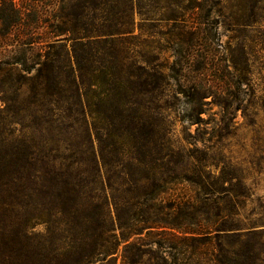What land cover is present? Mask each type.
<instances>
[{
    "label": "trees",
    "instance_id": "obj_1",
    "mask_svg": "<svg viewBox=\"0 0 264 264\" xmlns=\"http://www.w3.org/2000/svg\"><path fill=\"white\" fill-rule=\"evenodd\" d=\"M29 1L0 0V73H23L32 117L71 103L100 131L110 123L121 129L95 139L32 132L3 141L0 184L18 177L33 187L26 204L0 198V264H143L146 254L150 264H264V241L253 239H262L264 216L236 219L250 198L242 168L221 166L207 152L190 162L170 136L174 123L165 112L174 103L165 91L174 86L185 117L206 125L205 107L216 99L231 114L236 100L239 108L245 101L242 85L251 84L233 56L219 63L195 52L210 45L199 12L119 0H46L36 9ZM252 2L248 24L258 26L264 50V0ZM234 20L246 25L243 15ZM180 24L189 36L177 42L189 50L171 73L159 72L154 30ZM233 118L210 131L228 135ZM17 207L24 216L7 214Z\"/></svg>",
    "mask_w": 264,
    "mask_h": 264
},
{
    "label": "rangeland",
    "instance_id": "obj_2",
    "mask_svg": "<svg viewBox=\"0 0 264 264\" xmlns=\"http://www.w3.org/2000/svg\"><path fill=\"white\" fill-rule=\"evenodd\" d=\"M55 1L51 3L54 5ZM47 2L49 1H29L36 9L43 8ZM108 3L113 4L111 1ZM103 4H105L104 1ZM117 4H128L147 9H196L194 13L199 12L198 21L202 18L203 28L209 35L210 45L197 47L195 52L200 55L209 52L216 57L218 62L221 58L227 60L229 56H233L234 60L242 63L239 64L240 68H245L246 72L249 69L248 77L251 78V84L242 85V98L245 101L239 108V101L236 100L234 106L238 109L233 111L231 108V114L226 113L215 99L214 104L205 107L206 113L201 115L209 124L192 125L188 117H185L188 113H185L186 109L183 108L184 103L181 97H176L178 100L173 97L175 92L173 86L171 93L165 91L167 94L165 99L169 100V103H174L173 108L165 112V115L168 114L170 121L174 123L170 133L172 142L189 156L190 162L194 161L196 156L203 158L207 152V156L218 160L221 166L223 165L221 161H223L227 167L229 163H232L242 168L244 181L251 188L250 198L245 201V204L240 203L237 206L239 215L236 219L256 221L260 216H264V50L261 45L256 44V35L259 34L257 33L258 26L248 24L250 21L248 13L253 4L252 0H119ZM238 15L244 16L246 25H238L235 22L234 18ZM178 26L177 28L158 27L154 30L152 67L159 72L171 73V67L175 66L176 60L186 55L189 50L190 46H183L177 42L179 35L185 38L189 36L188 27H185V24ZM245 57L250 58L248 64L243 63ZM217 61H215L216 67H218ZM222 66L223 62L220 64V67ZM21 74L23 73H6L5 71L0 73L1 149L5 147L3 141H8L11 135L26 136L33 132L38 135H59L75 139L91 134L95 139L100 132L113 133L121 129V124L111 125L110 123L107 130L100 131L94 127L91 118H82L77 114L75 105L71 103L65 104V107L61 109L52 107L50 111L38 113L35 116L38 120L33 121L35 117L31 115L37 109L33 107L34 105H30V86L28 82L20 78ZM253 91L256 92L254 96ZM212 100L213 98L208 99V101ZM244 105H247L246 110L243 109ZM226 117H234L235 124L230 133L222 136L212 133L210 129L217 127L219 120ZM32 124L35 126L30 128ZM32 187L33 185L24 179L13 177L8 185L0 184V198L26 204ZM42 197L43 195L40 194V199ZM25 213V209L20 207L9 208L7 211V214L13 216H24ZM43 228L41 226L38 229ZM259 229L264 232V226ZM253 239L254 242L264 241V233L262 239L261 235L260 237L256 235ZM258 247L261 250V246L258 245ZM260 256L264 258V252ZM142 260L143 264L155 261L150 254H146ZM256 264H259V261Z\"/></svg>",
    "mask_w": 264,
    "mask_h": 264
}]
</instances>
